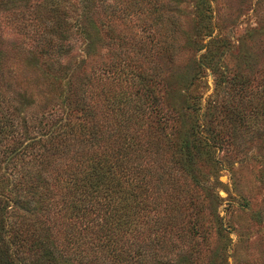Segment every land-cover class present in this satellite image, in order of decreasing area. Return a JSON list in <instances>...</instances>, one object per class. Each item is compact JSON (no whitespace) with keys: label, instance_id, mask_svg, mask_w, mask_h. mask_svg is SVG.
<instances>
[{"label":"trees","instance_id":"trees-1","mask_svg":"<svg viewBox=\"0 0 264 264\" xmlns=\"http://www.w3.org/2000/svg\"><path fill=\"white\" fill-rule=\"evenodd\" d=\"M70 1L0 0V31L5 25H29L27 52L38 55L29 61L37 59L46 73L60 68L68 73L65 114L43 120L48 112L37 113L29 94L9 91L0 51V142L18 125L37 129L20 148L0 144L14 169L9 172L13 195L0 173V264H216L193 238L203 231L202 205L194 190L205 188L198 178L201 159L230 133L219 122L213 99L205 111L199 95L189 96L197 76L185 78L183 96L175 91L176 98L171 91L185 73L162 74L149 66L161 53L173 55L168 42L173 7L140 18L136 30L126 26L124 32L112 21L110 2L72 0L78 8L71 22ZM90 8L109 11L104 16L111 18H95V30L119 47L107 50L110 58L100 62L99 72L93 65L81 70L84 57L73 66L60 60L71 34L85 39V51L90 50L95 36L89 30ZM131 8L124 9L130 13ZM213 53L210 47L205 51L210 59ZM215 63L209 64L212 71ZM46 82L51 90L58 81L53 76ZM240 89L228 94L222 109L226 117L242 121L247 114L231 103V97L244 94ZM252 95L251 123L264 116V89Z\"/></svg>","mask_w":264,"mask_h":264},{"label":"rangeland","instance_id":"rangeland-1","mask_svg":"<svg viewBox=\"0 0 264 264\" xmlns=\"http://www.w3.org/2000/svg\"><path fill=\"white\" fill-rule=\"evenodd\" d=\"M105 1L116 9L111 15L112 21L124 32L131 27L136 30L134 27L140 23V18L149 19L157 14L158 9L168 12L173 7V36L168 41V48L173 50V55H168V51L161 53L153 58L149 66L153 65L162 74L168 70L185 73L183 83L177 84L171 91L176 98L177 94L183 96L185 78L190 73L197 76L188 88L189 96L199 95V102L205 111L207 109L203 106L213 99L210 103L215 101L217 105V118L222 117L219 122L230 133L229 140L224 139L198 164V178L204 181L205 188H195L194 194L198 195L197 200L202 205L200 215L203 231L202 237L196 238L194 235L193 238L203 247L208 258L212 255L216 264H264V116L251 123L253 102L248 100L253 93L264 89V0ZM131 4L134 9L131 8L130 13H127L124 8ZM197 4H201L200 12H197ZM66 6L72 22L77 16L78 2L71 0L66 2ZM150 9L152 15L147 13ZM107 14L108 10L90 8L89 30L95 35L90 50L88 48L85 51V39L71 34L69 49L65 50V56L60 57L61 65L73 66V62L84 57L81 70L88 71L93 65L95 72H99L100 62L110 58L107 50L119 48L116 40L108 42L95 30L98 26L95 18H111L104 16ZM203 22L209 25L203 26ZM126 26H129L128 29ZM164 28H168L167 23ZM31 32L32 28L27 24L20 28L7 25L1 28L0 51L6 58L7 66L3 69L11 82L9 91L13 90V94L19 91L24 96L29 94L32 99L30 104L37 113L48 112L43 120L62 118L66 111L63 83L68 73L61 68L58 73H54L53 69L47 73L40 70L37 53L27 52L31 49L27 37ZM212 38L215 40L211 41ZM220 42L224 44L219 45ZM209 47L210 51H214L212 59L209 54H205ZM29 56H36L37 59L32 63ZM213 61L216 63L212 71L209 64H213ZM48 73L58 81L54 82L51 90L47 87L46 78L52 80L53 76L48 77ZM75 74L79 75V72L74 73L76 79ZM228 76L232 79L229 80ZM240 88H243L244 94L240 99L236 95L231 97V103L243 108L247 114L242 121L233 116L226 117L223 111V101L227 103L230 99L228 94H236L242 90ZM208 117L205 115L203 118L207 120ZM258 126L261 129L258 130ZM35 130V126L27 124L23 128L18 125L0 144L9 149L20 148L29 141L31 135L36 134ZM9 156V153H0V173L7 178V181L4 180L5 186L12 189L10 195H13L9 172L14 169L8 160Z\"/></svg>","mask_w":264,"mask_h":264}]
</instances>
